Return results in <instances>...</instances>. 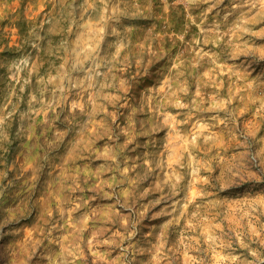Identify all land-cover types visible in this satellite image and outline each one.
<instances>
[{"label":"rangeland","instance_id":"rangeland-1","mask_svg":"<svg viewBox=\"0 0 264 264\" xmlns=\"http://www.w3.org/2000/svg\"><path fill=\"white\" fill-rule=\"evenodd\" d=\"M0 264H264V0H0Z\"/></svg>","mask_w":264,"mask_h":264}]
</instances>
